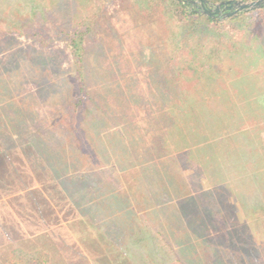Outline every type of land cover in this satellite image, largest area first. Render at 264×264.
I'll list each match as a JSON object with an SVG mask.
<instances>
[{
	"label": "rangeland",
	"instance_id": "374dc122",
	"mask_svg": "<svg viewBox=\"0 0 264 264\" xmlns=\"http://www.w3.org/2000/svg\"><path fill=\"white\" fill-rule=\"evenodd\" d=\"M254 10L178 42L182 24L204 18L168 0H0L10 81V95L0 97V177L9 183L0 189V264H264V14ZM81 31L83 69L71 41ZM16 44L25 56L9 54ZM168 61L180 68L176 95L167 92ZM16 62L46 72L18 77L9 73ZM82 86L89 97L62 112ZM98 117L87 125L92 137L102 132L105 156L92 171L104 182L100 205L89 200L101 212H88L93 222L79 198L57 187L54 162L53 175L44 174L42 145L32 146L57 144L62 123ZM82 143L85 161L68 166L78 175L99 157Z\"/></svg>",
	"mask_w": 264,
	"mask_h": 264
},
{
	"label": "trees",
	"instance_id": "16d2710c",
	"mask_svg": "<svg viewBox=\"0 0 264 264\" xmlns=\"http://www.w3.org/2000/svg\"><path fill=\"white\" fill-rule=\"evenodd\" d=\"M209 1L219 2V1H223V0H209ZM168 2H169V5L172 9H180V11H182L185 14H188V16L193 15V16H196L198 19L204 18L203 19L204 22H202L201 25L199 24L196 26H188L187 24L184 23V26H183V24H182V26H181L182 28H180V33L177 34L178 36L180 35V38H178V42H180L182 35H184L183 37H185L186 32H189L190 30H191V32L196 31V29H199V27L202 29V32H208L209 33V31L206 30L207 25H208L207 22H216V20L214 18H212L211 16H209L207 14L201 15V10H196L194 8V6L190 3H185V2L180 1V0H168ZM148 8H146V9H148ZM252 12L264 14V7L256 9ZM246 13H248V12L241 11L238 14L231 16L230 19L231 20L238 19L240 16H242ZM6 34H10V32H8ZM74 34H76V37L71 38V41L73 43L72 47L74 49L73 54L75 55V59H76L75 64H76V66H78V68L83 69L84 67H82V66L85 63L84 58H85V53H86V46L84 43V35L85 34L83 33V31H81L79 33L75 32ZM34 35H37V34H34ZM206 38L208 39V37H206ZM204 43L205 42H200V44H198V45H203V47H204L205 46ZM16 45L18 46V48H16V50H14V51H10L9 54L11 56L13 54H17L18 56H16V57L25 56L26 55L25 48L23 46H20L19 44H16ZM7 47L8 48L4 49L3 51L11 50L13 48V44L11 46H7ZM13 49H15V48H13ZM239 53L241 55L244 54L243 51H239L238 54ZM37 56L41 57V55H37ZM196 57H197V55H194V58H196ZM8 61H11V59H9ZM11 66H13V68H11L9 73H12L13 71H15V73L18 74V77L23 76L25 73V70H27L28 73L30 71H32V72L33 71L46 72L45 69L42 67L41 63L39 64V66H37L35 68V70H33L34 68L31 65L28 66L26 69L22 70V65L19 64L18 62L12 64ZM166 68H167L166 70L168 71V74H170V78L172 77L171 81H170V78L168 79L167 84L170 87V91H167V92L168 93L171 92V94L176 95L179 87H178V84H173V83H177L175 81L177 79V78L175 79V76H178L177 70L180 68L177 66V63H174V62L171 63V61L167 62ZM210 68H212V65L210 66ZM5 71L6 72L8 71L7 63H4V60H0V97L1 98L5 97L7 95H10V93H6L10 89V86H9L10 81H7L6 79H4ZM81 75L83 76V73H81ZM208 76H209V78L213 79L212 74H209ZM84 78H85L84 76L82 78H80L81 81H84ZM77 79H78V77H77ZM169 81L171 82V86L169 84ZM86 96L89 97V94L86 92L85 86H82L80 89V95L75 99V101H73V103L70 104L69 101H66L65 103H63V105H61L62 106V112L65 111L67 113V115L70 116V114H69V111L71 110L70 108H73V109L80 108L79 106H81V104L83 103L84 97H86ZM71 111H73L75 113V110H71ZM190 112L196 114V112L193 110H190ZM37 115H38V113H37ZM204 115L206 116V118H203V119L212 120L213 114L210 110H206V111L204 110L203 116ZM224 115H225V113H224ZM73 116L75 117L76 114ZM226 116H227L226 118L229 117L227 114H226ZM164 118L166 119L165 115H164ZM60 119H62V118H60ZM83 120L82 121L80 120L79 122H77V120L74 119L73 121L71 120V122L66 123V125H64L65 123H62V124L60 123L61 126H63V128L65 126V130L62 131V128H61V131H59V133H57V136L59 135L60 137H62L61 139L57 140V144H55V143L53 144L52 142L49 143L46 140H43V141L41 140V141H36L35 145H33L32 148H33V150H37L38 149L37 144L42 145V149L44 150L45 156L47 157L45 160L44 155L43 154L40 155L41 156L40 158L43 161V162H41V166L43 168L44 174L50 175V176L53 175L54 172H52V170L48 169V168H49V166L53 165V162H54L55 168H53V169H56V171H58L57 172L58 176H59L58 181L60 182V184H59V182L56 180L55 183L57 184V187H60L59 189H63V190L67 188L70 196H72V194H73V195H75V197L79 198V200L83 204V208H82V206H80L81 209H84V210H82V213H84V216L86 215L91 221L94 222L93 218L90 216L89 213H91L95 219L98 217H101V212L99 211L98 207L94 203H99V205H100L101 201H98V200L102 199V197L104 195V192L102 193L104 182H103V179L101 178L102 177L101 174L98 175L99 172H98V174L93 175L92 171L93 170H95V171L102 170L101 165H98V166H96V165L100 164L102 162L101 160H104L105 156H103V150L100 148L101 145L99 142L100 139L102 138V137H99L102 132H100L99 129L98 130L95 129V132L92 133V135L94 137H92L89 134L88 129H87V127H88L87 125L89 123H90L89 125H92L93 127L95 124L98 126V124L100 123V121H99L100 117H98L97 122H94L93 118H92V120L91 119L89 120V118L86 119L87 121L85 120V118ZM76 123H78V126L75 128ZM79 130L81 132L77 135V131H79ZM72 133L74 135H72ZM72 139H74L75 142H73ZM79 139L83 143H85V142L91 143L93 145V147L96 148L95 149L96 152L99 154V157H97L96 160L91 159V162L95 161L92 164H95L96 167L90 168L89 167L90 165L88 163V166H87L88 170L86 173L84 171H83V173L80 172V173H82V175L81 174L78 175V173H77L78 171L73 172L70 169H68L69 165H73V164H77V163L79 164L82 160H83V162L85 161V157L83 158L82 155L80 154V152L82 153V150H81L82 147H85V145L82 143L84 146L81 147V145L79 144ZM72 143H73V145H72ZM73 153H77V154H75L73 156ZM1 154L3 156V158H2L3 161H6L7 154L4 153L3 151ZM70 155H71V157H69ZM3 161H0V168H2ZM50 162H52V163L50 164ZM39 167H40V164L38 163L37 169H39ZM60 170L62 171V173ZM84 170H86V169L84 168ZM62 181L65 182L69 187L63 188L64 186H62V184H64V183ZM0 182L3 183L1 185L0 189H2L4 191V193L7 192V190L5 191V189L7 188V184H9L8 183V175L5 174V175L1 176ZM43 182L44 183H42V185L43 186L45 185L47 190L51 191V188L48 186V184L45 181H43ZM47 182L50 183L49 178H48ZM139 183H140V178H139V176H137V180H136V186L137 187L140 186ZM54 188H55V186H54ZM114 192L115 191H112V194L114 197H116V194ZM8 195H10V194H8ZM62 197H63L62 194L61 195L59 194V199H62ZM53 198L55 200L58 199L56 196H53ZM91 199L94 200V203L89 202V200L91 201ZM67 201H68L67 198H65L64 202H67ZM78 212H79V210H78ZM80 212H81V210H80ZM106 231H107V229H106Z\"/></svg>",
	"mask_w": 264,
	"mask_h": 264
},
{
	"label": "water",
	"instance_id": "95a60500",
	"mask_svg": "<svg viewBox=\"0 0 264 264\" xmlns=\"http://www.w3.org/2000/svg\"><path fill=\"white\" fill-rule=\"evenodd\" d=\"M190 3L193 6L200 7L201 12L211 16L216 20L229 17L241 11L254 10L264 7V0H226L215 4L214 7L208 6L207 0H180ZM224 12L222 13V11Z\"/></svg>",
	"mask_w": 264,
	"mask_h": 264
}]
</instances>
